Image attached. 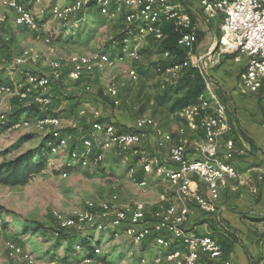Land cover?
Here are the masks:
<instances>
[{
  "label": "built area",
  "instance_id": "1",
  "mask_svg": "<svg viewBox=\"0 0 264 264\" xmlns=\"http://www.w3.org/2000/svg\"><path fill=\"white\" fill-rule=\"evenodd\" d=\"M2 4L14 11L18 26L40 30L35 16L21 0H2ZM200 5L208 24L221 17V35L206 53L194 58L193 49L197 35L193 19L186 10L185 0H67L63 5L55 4L52 15L65 23L73 21L76 24L82 12L95 6L111 19L122 16L127 35L123 49L115 55L98 51L91 54L73 53L58 56L55 55L56 48L52 37L45 35L47 52L54 56L50 62V74H28L27 80L18 84L0 83V96L10 94L22 100L31 98L30 102L38 105L40 109H48L52 98L47 94V89L61 80L65 71L68 79L76 82L96 71L112 69L119 63L130 62L128 78L137 81L138 63L142 58L139 48L141 43L148 38L161 42L165 38L163 23H174L180 32L177 44L186 51V56L183 60H177V53L165 50L162 52V60L170 62L158 63L155 71L176 80L185 69L196 68L202 76L205 83L204 93L196 102L176 112L190 130L204 131V140L196 145L198 157L191 159L188 156L187 134L185 128L181 127L176 142L170 147L172 166H167L160 162L158 156H150L141 146L146 129L156 128V121L151 116H140L135 122L134 131H123L114 123L99 121L101 114L98 110L94 111L96 120L93 122V132L83 137L80 146L70 149L72 135L64 134L52 143L51 148L54 154L69 149V165L74 169L101 163L105 157L104 150L117 146L124 156L139 157L146 175L140 179L133 176V180L143 192H147L148 176L151 175L167 180L176 188L179 202L162 207L151 216L143 202L119 208L116 205L117 195L100 203L87 200L82 209L68 217L56 214L59 226L65 229L84 230L89 226H96L104 231L111 229L116 236L129 238L134 243H140L150 235H155L159 247L155 264H161L164 259L172 264H219L224 256L223 245L215 237L195 235L185 228L191 212V203H195L205 212H216L214 200L219 197L220 185L227 179L240 178L239 172L231 163L238 153L235 139L232 137L233 125L225 104L215 92L211 70L219 65L224 56L230 55L236 62L244 64L242 86L253 93L264 92V0H200ZM3 22L5 17H0V23ZM131 42L134 44L128 47ZM40 59L41 56L34 50L24 49L14 58L13 63L17 67H25L37 64ZM104 94L112 99L115 106L121 104L120 86L115 78L108 84ZM81 112L84 113L85 110ZM0 118L6 121L7 115L1 114ZM32 126L44 134L58 132L61 119L50 114L34 119L19 118L12 122L9 128L18 130ZM97 133L105 136L101 143L94 138ZM173 141V135L165 133L158 139L157 145L163 147L166 142ZM75 162L78 166H75ZM68 173L69 170L64 171L62 175L66 177ZM193 176L206 184L209 195L195 188ZM123 224L124 227L121 228ZM261 224L264 228V217ZM2 232L0 224V246L4 245L7 255V260L0 264H11L16 259L25 264H36V256L21 243L15 240L3 242ZM174 244H182L185 250L170 249ZM262 262L264 263V258ZM79 264L113 263L103 258L101 248L96 247L93 255H84ZM222 264L232 263L223 261Z\"/></svg>",
  "mask_w": 264,
  "mask_h": 264
},
{
  "label": "rangeland",
  "instance_id": "2",
  "mask_svg": "<svg viewBox=\"0 0 264 264\" xmlns=\"http://www.w3.org/2000/svg\"><path fill=\"white\" fill-rule=\"evenodd\" d=\"M21 2L35 16L40 24V30L35 31L18 26L15 22L14 11L5 7L0 0V17H5V22L0 23V83L18 84L25 82L28 74L41 76L50 74V62L54 56L47 52L44 42L45 35L52 37L56 48L55 55L91 54L98 51H109L110 48H113L112 42L123 27L121 17L111 19L96 6L81 13L75 24L73 21L65 23L52 15L50 8L55 4L63 5L67 0H21ZM132 43H129L128 47ZM139 48L142 58L138 64L145 70V73L139 72L137 81H131L128 78L127 71L130 68V62L117 64L112 69L96 71L84 79L83 85L64 79L63 82H58L59 84L65 83L62 88H54L56 84L53 83L47 89L48 95L53 101L48 109H40L35 106L37 108L23 113L21 118L34 119L40 112L55 114L61 119L59 130H62L63 134H71L73 139L80 134L76 130L88 124H84L78 114L74 113V108L82 104V101L90 95H94V97L96 96L95 111L100 112L101 118L106 117V111H111L118 112L122 118L128 116V121L133 120V123L142 115L151 116L155 121H159V117L164 115V109L157 106L156 110L153 108L155 105L150 101L156 94L168 90L172 80L152 69L154 64L161 59L158 56V50L147 47L145 41ZM24 49H32L37 52L41 56L40 61L35 65L25 67L14 65V58ZM113 78L119 82L120 86L121 104L119 106H112L109 100L100 96V93L105 91ZM87 85L89 90L86 89ZM74 91L81 92V94H74ZM31 100V98L22 100L16 95H2L0 96V115H9L17 109L33 105ZM66 100L68 103L64 105ZM82 110H85L82 113L84 115L86 109ZM93 118L95 116H90L89 122L93 121ZM89 124V130L92 132L91 123ZM28 135L33 136L32 139L16 145ZM44 135L46 134L38 131L35 126L18 130L10 128L1 130L0 161L12 159L36 147ZM97 139L99 143L104 140L103 136H97ZM150 156L152 155L150 154ZM134 157L130 155L128 159H124V156L119 152L113 157L107 154L101 163L71 169L64 177L62 167L70 160V156L69 149H63L60 153H50L46 168L31 177L28 183L18 186L0 183V224L3 229V242L15 240L21 243L36 256V264H79L84 254L79 258L71 255L66 260L61 259L65 244L56 250L59 257H54V249L58 242L55 230L60 228L56 214L68 217L82 209L87 200L100 203L111 200L113 195H117V200L121 202H129L132 199L129 205L134 204V201L144 199L128 174L131 168L129 164L135 163L139 159V157ZM74 164L78 166L77 162ZM166 185L168 192H170L169 186L175 189L170 182H166ZM128 191H131L132 195L127 199ZM148 191H150L149 187L147 192L142 190L143 193L152 194V189L151 193ZM36 225L40 226L38 232L24 230L26 226L31 228ZM84 232L93 236L92 244L95 247H100L101 255L113 264H149L151 261V254L144 253L141 248L142 242L136 244L127 238L116 236L111 229L104 231L97 229L96 226H89ZM81 250L76 245L74 254L80 253ZM6 256V249L2 245L0 246V262L7 260ZM11 264L25 263L16 259Z\"/></svg>",
  "mask_w": 264,
  "mask_h": 264
},
{
  "label": "crops",
  "instance_id": "3",
  "mask_svg": "<svg viewBox=\"0 0 264 264\" xmlns=\"http://www.w3.org/2000/svg\"><path fill=\"white\" fill-rule=\"evenodd\" d=\"M185 7L193 19L197 35V41L193 49V56L196 58L206 53L219 39L221 35V17H217L211 23L206 24L200 0H185ZM145 43L150 49H156L158 42L152 38H148L145 40ZM158 56L163 61L162 52H159ZM154 66L152 69L156 72V66ZM243 71V62H236L230 55L224 56L219 65L211 70L215 92L225 104L231 124L233 125L232 137L235 139L238 153L231 163L239 172L240 178L227 179L220 185L219 197L214 200L216 212H205L195 203H191V212L185 223V228L190 233L195 235H211L219 240L221 244H224V256L219 264H222L223 261H230L232 264H264L262 262L264 258V228L261 224V219L264 217V92L253 93L244 88L242 86ZM83 82H80V84L82 83L83 85ZM62 85H65V83H58L54 88L60 89ZM86 87L88 88V85ZM47 94H49L48 91ZM74 94L80 95L81 92L77 93L74 91ZM84 96L87 97L86 94ZM95 97L94 95H90L82 101V104L74 108V113L78 114L79 118L84 121V124L91 123L92 132V124L96 118H93V121L89 122V117H94V111L96 109L94 104ZM150 102L155 105L154 98ZM66 103H68V100L64 102V105ZM159 107L164 109V115L163 117H159V121H156V128L146 129V135L141 144L142 148L149 154L158 156L161 163L172 166L170 162V147L176 142L178 130L184 127L188 141V156L191 159L198 157L196 145L204 140V131L202 129L198 131L190 130L186 123L178 117L176 112L171 113L164 106ZM83 108L86 109L84 115L81 112ZM153 108L158 109L157 106H153ZM105 114V122L115 123L122 130L135 128V122L133 123V120L128 121V116L122 118L118 115V112L113 113L111 111H106ZM42 115L43 113L41 112L37 113L35 118ZM80 130L81 127L76 131L80 133ZM92 132L89 130L88 135H91ZM165 133L172 134L174 141L166 142L163 147H158L157 141ZM97 136H103L105 139L102 133H97L94 136L96 140H98ZM76 138L74 137L71 143ZM118 152L122 154L117 146H113L110 149L104 150V156L108 154L113 157ZM223 152L224 148L222 147L221 153ZM122 155L124 156V154ZM128 156H124V159H128ZM129 165L131 168L128 174L132 180L133 176H137L140 179L146 175L139 159L137 162L130 163ZM193 179L195 181V188L199 192L209 195L206 184L196 176H193ZM148 181L150 190L148 192L151 193L152 189V194L149 195L143 193L142 188L136 183L135 185H137L144 198L137 202H143L145 204L149 216L162 207L179 202L176 188L174 189L169 186L170 192L167 191V180L151 175L148 176ZM131 195L132 192L128 191L126 198H130ZM130 200L129 202L117 200L116 205L125 207L132 202V199ZM123 227L124 224L121 228ZM111 231L113 232V230ZM127 239L130 240L129 238ZM136 244L135 246H137ZM157 246L155 235H150L141 243V248L144 250V253L151 254L149 264H155L154 260L158 255L159 249ZM173 248L185 250L182 244H174L170 249ZM103 258L107 259L105 256ZM161 264L172 263L164 259Z\"/></svg>",
  "mask_w": 264,
  "mask_h": 264
},
{
  "label": "trees",
  "instance_id": "4",
  "mask_svg": "<svg viewBox=\"0 0 264 264\" xmlns=\"http://www.w3.org/2000/svg\"><path fill=\"white\" fill-rule=\"evenodd\" d=\"M53 6L50 8L51 12ZM90 9L91 8H89L88 10ZM120 17L123 20L122 21L123 27H121L117 37L114 38V41L112 42L113 48H110L111 51L110 50L105 51L111 53L112 55L119 53L123 49L125 45V39L127 37L126 32L124 31L125 28L124 18L122 16ZM163 32L165 34V38L161 42L157 43L156 50H158V52L169 50L173 53H177L178 55L177 60H183L186 56V51L183 48L179 47L177 44L178 37L180 36V32L178 28L174 25L173 22L167 21L163 23ZM143 50L144 49L142 48L141 51L143 52ZM169 62L170 61L164 62L160 60L157 61L154 65L157 66L158 63L166 64ZM138 68H139V72L145 73V70H143V68L140 67L139 64H138ZM86 77L87 76H84L81 80L76 81L74 83L83 82ZM64 79L69 80L67 76V71L64 72L62 79L55 82L54 85L58 84V82H62ZM86 89L89 90V88L87 87ZM204 91H205V83L200 73L197 71L196 68H187L183 71L180 77H178L176 80H173V83L171 84L168 90H165L164 92L155 95L154 103L155 106L158 107L164 106L166 109H168L169 112L175 113L178 110L196 102L198 98L204 93ZM100 96L105 100H109L111 105L115 106L112 99L107 95H105L104 92H101ZM33 105L30 104L28 106L15 110L13 113L7 115L6 121L1 120L0 118V131L9 128L11 123L18 120L23 113L29 112V110L39 107L36 104ZM47 114L50 113H43V115H47ZM50 115H55V114H50ZM104 119L105 118L100 117L98 120L104 121ZM89 127L90 124L88 125L86 124L82 126L79 136L74 140V142L72 143L70 142L71 143L70 149H74L75 147L80 146L83 137H86L89 134ZM134 130L135 129H131V130L124 129L123 131H134ZM61 135H64L62 130H58V132H49L46 135H44V137L36 147L31 148L12 159H6L0 161V183L10 184L13 186L24 185L29 182L31 177L41 173L46 168L48 163V157L50 153H52L51 150L52 143L54 141H57L59 139V136ZM32 137L33 136L31 135L25 136L16 145H20L21 142L32 139ZM70 169L71 166L69 165V161H68L66 162V164L63 165L62 170L68 171ZM135 177L138 178L137 176ZM39 228H40L39 225L33 226L31 228L26 226L24 227V230L26 232L30 230L34 232H38ZM85 229L77 230L75 228L65 229L61 227L59 229H56L55 235L58 237V242L54 249L55 251L54 257L57 256L56 250L59 247H61L63 244H65L64 254L61 257V259L63 260L68 259L69 256L71 255H75L76 258H79L82 254L92 256L94 253V249L96 248L95 245L92 244V240L94 238L89 233H85L84 232ZM97 242L99 243V241ZM76 245L79 246L82 250L80 253L74 254ZM222 245L224 248V244Z\"/></svg>",
  "mask_w": 264,
  "mask_h": 264
}]
</instances>
